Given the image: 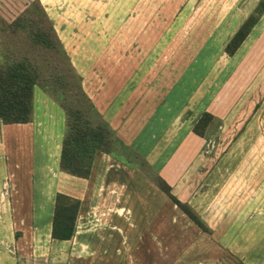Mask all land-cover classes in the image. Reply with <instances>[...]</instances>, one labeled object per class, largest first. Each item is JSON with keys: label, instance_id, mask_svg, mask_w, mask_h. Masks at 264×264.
<instances>
[{"label": "rangeland", "instance_id": "rangeland-1", "mask_svg": "<svg viewBox=\"0 0 264 264\" xmlns=\"http://www.w3.org/2000/svg\"><path fill=\"white\" fill-rule=\"evenodd\" d=\"M255 1L0 0V62L23 58L36 67L39 78L47 84L45 90L38 84L33 86L32 111L34 124L39 127L34 131L33 143L18 140L10 131L14 124H0V178L15 182L20 195L29 194L31 187L36 195L50 178L56 180L60 191L80 198L85 193L79 214L85 221L83 226L90 229L86 231L87 240L90 242L89 237L94 233V237L113 241L114 254L120 258L115 264H182V260L196 261L201 256L218 255L220 248L213 244L217 238L203 231L186 235L193 242L181 250L179 257L173 252L171 242L183 238L181 221L187 219H183L154 180L160 175L157 168L174 152L167 145L170 136L158 133L152 138L147 124L153 123L151 114L163 108L160 105L155 110L164 98L179 99L172 106L174 113L183 114L187 109H196L198 113L205 109L214 93L225 91L244 50H264V14L233 54L227 55L223 50L225 41ZM14 19L16 25L11 24ZM37 27L49 31L52 46L33 41L32 30ZM258 33L259 44L253 43ZM262 57L258 54L259 59ZM247 78L243 77L241 84L237 78L231 79L233 85L226 91L231 98L238 96V100L228 101L227 117L224 121L214 117L205 133L211 126L213 131L204 133L206 140L216 145L215 150L207 151L209 144L205 143L198 156L241 160L244 165L240 168L241 181L250 178L254 183L239 188L238 199L253 194L261 205L264 203V71H260L257 85ZM56 95L79 105L94 121L98 120L94 96L102 113L110 118L123 117L122 109L116 106L123 99H136V111L131 113L133 121L115 122V128L107 123L111 131V153L104 160L93 156L87 177L59 169L52 176L53 157L44 151L50 135L45 125L61 133L65 128L64 110ZM85 100L95 112L87 111ZM186 100L190 106H182ZM169 114H163V124ZM220 122L221 127H216ZM184 137L180 134L178 141ZM128 139H135L137 147L126 146ZM145 139L147 144L143 146L141 141ZM219 146L224 150L219 151ZM233 169L236 168H228ZM229 201L234 200L228 198V204ZM243 202L241 205L250 206ZM119 205L125 206V219L114 216L116 227L110 228L111 224L106 223L108 213ZM234 224L229 235L235 231ZM249 224L252 226L248 230L237 231L240 232L238 245L244 242L240 249L257 251L261 260L264 213L258 221L254 222L253 218ZM138 236L141 238L137 243L126 249L125 241L129 243ZM60 249L53 247L52 252L59 254ZM221 253L219 264H234L238 260L230 251L226 250V256L222 249ZM173 257H177L176 262L171 260Z\"/></svg>", "mask_w": 264, "mask_h": 264}, {"label": "crops", "instance_id": "crops-1", "mask_svg": "<svg viewBox=\"0 0 264 264\" xmlns=\"http://www.w3.org/2000/svg\"><path fill=\"white\" fill-rule=\"evenodd\" d=\"M263 14L264 11L260 15L259 19ZM258 20L256 23H258ZM256 23H254V25ZM123 25H125V23ZM125 28L126 27L123 26V29ZM259 34L260 33H258L254 38L255 40L253 43L255 42L259 44ZM243 54L244 55L240 60L241 63L238 66V68H240H237V70L234 68V77H232V75L228 79V84L225 86V91H222L223 93H214L213 96L206 102L207 107L203 109L211 112L216 118H223L222 121H224V119L227 117L228 101L238 100V96H233L231 98L228 96V90L226 91V89L233 85L230 84L231 79L237 78L241 84L243 77L244 79H248L247 77H250L249 80L255 82L254 84L257 85V83L260 82V71H264V57H262V59L258 58V54L264 55V50H244ZM249 59L250 63H247ZM241 64L243 65L241 66ZM244 65L246 67H244ZM244 70L246 72L245 74L243 73ZM241 72L244 74V76ZM135 84L136 83H134L133 86ZM96 86L101 85L96 84ZM130 90H132V88H130ZM123 100L116 105L118 108L122 109V112L124 113V115H122L123 117L121 118L120 116H117L116 118H110L108 114L102 113V109H100V107L96 104L98 99L96 96H94V106L98 112V119L100 118V121L106 124L108 123L112 128L116 127V123H123L127 119H130V122L133 121L134 118H132L133 116H131V113L136 111V108L134 107L136 99L126 97V99L124 101ZM178 100L179 99L176 97L171 101L167 98L159 100L160 104L155 107V110H158L160 105H162L163 108L161 111L156 112L155 115L154 113L151 114L153 123L151 124V121H149V125L147 124L148 129L150 130L149 136L154 138L158 133L170 136L167 138V140L163 139V141L166 140L168 143L167 145L172 146L171 152L174 153L168 156L165 162L162 163L159 168H157L158 173L170 185L172 193L178 199L187 202L193 208L202 222L206 225L208 230H202L196 224H194L165 195L174 204L175 208L181 212L182 217H185L183 219H187L186 222L181 221L183 225L181 228L182 231L180 232H183L181 234V237L183 236V238L175 239L171 242V245L174 247L173 252L175 255L177 254V257H179L181 250L193 242L188 238L186 239V235L190 237L197 234L199 231H203L207 233L209 237L215 236L217 238V242H213V244L220 248L218 255L213 256L212 258L201 256L202 258H197L196 261L192 260L185 262V260H182V264H219L218 259H220V256L222 255L221 249L223 250L224 256H226V250L228 252L230 251L236 256V259H241L246 264H264V257L263 259L259 260L257 251L255 253H253L251 250L245 252L240 249L244 242H242L241 245H238L240 242L237 241V236L240 234V232L238 233L237 231L245 229L248 230L250 228L249 226H252V224H249V222L253 218L254 222L258 221V217L264 213V203L260 205L258 198L256 196L254 197L253 194L250 196L246 195L244 200H242V198L238 199L237 196L239 188L241 189L244 187V185L248 186L247 184L254 183V180L248 178V180L241 181L240 175L242 174V169L240 168L244 166L241 160L232 161L224 157H216L211 159L205 158L204 155H201V157L198 156L205 143L209 144L208 148L206 149L207 151L215 150L216 145L213 143L210 144L206 140L207 138L205 135L200 136L195 134L190 129L191 121L202 110H199L198 113H196V109L193 111L187 109V111L183 114H180V112L174 113L171 111L173 104L176 105L179 103ZM113 102H116L115 99H113ZM122 103H125V105H122ZM181 104L182 106L191 105L187 100L183 101ZM33 112L34 111L31 113V119L27 122H0V124H14L11 126L12 129L10 128L11 133L16 134L18 140H25L26 143L31 144L33 143L35 129H39V127L34 124L35 114L33 115ZM158 113L159 116L157 115ZM168 113H170L169 118L166 119V123L163 124V114L168 115ZM111 117H113V115ZM107 120H109V122ZM135 122L136 121H134V123ZM36 123L38 126L40 125L38 120ZM221 123L222 122L215 126L221 127ZM45 127H47L48 135H50L49 140H46L44 145V151H47V154L50 157H53L52 163L55 165V170L52 171V176L54 177L56 176V170L59 169L57 165V159L60 139L63 133H61L62 131H57V129H54L48 125H45ZM212 128L213 127L211 126L209 131L206 133L212 132ZM219 132L220 131H218V133ZM180 134H183L185 137L181 139V141H178ZM219 134H221V132ZM151 140L153 141L154 139ZM141 142L144 144L143 146H145L147 144V139ZM135 143V139H132L131 141L128 139L126 141V146L132 147V145H135ZM219 143H221V141ZM219 143L218 145H220ZM135 146L137 147V145ZM222 150H224V147L221 148L219 146V151ZM110 153L111 150L108 152L96 151L94 157L98 155L100 160H104L106 158L105 156L110 155ZM229 167L231 169H236L228 170ZM95 177H97V175L94 174V178ZM225 178H227L226 181ZM230 178H233V180H229ZM56 184V180L54 178H50L43 184V189H41L36 195H34L32 192V187L29 194L22 193L20 195V192L16 190L15 182L4 179L3 177L0 178V264H115V262H117L116 260L119 261L120 258L114 254L115 251L113 249L115 248L113 241L102 238V236L94 237V233H91V236L89 237L90 242L87 240L86 231H89L90 229L88 230V227L83 226L85 221L81 220V213L79 214L81 207L84 206L82 198L85 193L80 198L70 193L58 190V185ZM228 189L230 193H228ZM57 191L74 196L80 201V206L75 219L74 232L67 239H54L50 237V220L54 194ZM228 198L233 199L234 201H229L228 204ZM237 199L240 200L238 206ZM247 199L250 200V203H247ZM243 201H245V204H250V206L245 207L244 205H241L244 203ZM162 204L163 202H161L160 205ZM94 209L98 210L95 207ZM125 210V206L123 205L113 206L112 212L110 214L108 213V219L106 222L111 224V226H109L110 228L116 227V225L113 223L114 216L121 217L124 221L126 216ZM236 221L239 222L237 225L234 224ZM233 224L235 231L229 235V232L232 228L231 226ZM134 231L135 230H131L130 233H134ZM95 238L98 240H95ZM140 238L141 237L138 236L137 238L129 241V243L125 241L126 249L130 248L134 243H137L138 239ZM53 247H60V253L57 254L55 251L52 252ZM96 251L97 253H95ZM250 251L251 255L250 257H247ZM193 256L195 258L194 252ZM177 257H175V259L173 257L171 260L176 262ZM130 262L132 263V261L127 263Z\"/></svg>", "mask_w": 264, "mask_h": 264}, {"label": "trees", "instance_id": "trees-1", "mask_svg": "<svg viewBox=\"0 0 264 264\" xmlns=\"http://www.w3.org/2000/svg\"><path fill=\"white\" fill-rule=\"evenodd\" d=\"M264 11V0H256L235 30L223 45L226 54H232L259 19ZM11 24L16 25L17 20ZM34 42L52 46L49 31L37 27L32 30ZM38 84L43 90L47 84L39 78L38 71L30 62L21 58L0 62V122H27L31 119L33 86ZM57 101L64 110L65 128L60 139L57 165L59 170L71 175L87 177L92 158L96 151L111 150L109 126L91 119L79 105L70 104L63 97L56 95ZM87 111H93L91 103L85 100ZM97 115V114H96ZM214 116L208 110H202L191 121L190 129L200 136L204 133ZM156 186L199 228L208 230L198 214L185 201L178 199L171 191L170 185L160 175L155 176ZM80 206L78 198L57 191L54 194L50 220V237L67 239L74 232L75 219ZM234 264H246L238 259Z\"/></svg>", "mask_w": 264, "mask_h": 264}]
</instances>
